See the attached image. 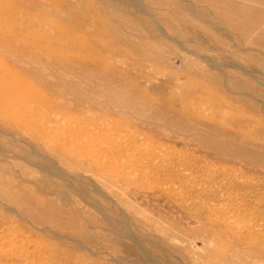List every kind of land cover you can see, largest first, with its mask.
Returning a JSON list of instances; mask_svg holds the SVG:
<instances>
[{
    "label": "rangeland",
    "instance_id": "1",
    "mask_svg": "<svg viewBox=\"0 0 264 264\" xmlns=\"http://www.w3.org/2000/svg\"><path fill=\"white\" fill-rule=\"evenodd\" d=\"M0 264H264V0H0Z\"/></svg>",
    "mask_w": 264,
    "mask_h": 264
}]
</instances>
